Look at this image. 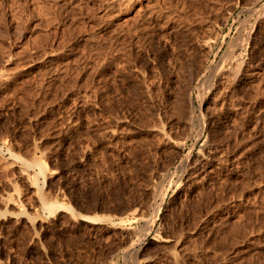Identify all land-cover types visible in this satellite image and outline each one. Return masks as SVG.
<instances>
[{
	"label": "rangeland",
	"instance_id": "rangeland-1",
	"mask_svg": "<svg viewBox=\"0 0 264 264\" xmlns=\"http://www.w3.org/2000/svg\"><path fill=\"white\" fill-rule=\"evenodd\" d=\"M255 1L0 0V264H264Z\"/></svg>",
	"mask_w": 264,
	"mask_h": 264
},
{
	"label": "bare ground",
	"instance_id": "bare-ground-1",
	"mask_svg": "<svg viewBox=\"0 0 264 264\" xmlns=\"http://www.w3.org/2000/svg\"><path fill=\"white\" fill-rule=\"evenodd\" d=\"M256 1H258V0H256ZM256 1H255V3H256ZM27 4V3H26ZM253 5H254V2H253ZM39 6H41V5H39ZM262 9H264V8H262ZM261 10V9H260ZM15 11V10H14ZM17 11V10H16ZM256 11V10H255ZM261 13H262V11H261ZM55 14V13H54ZM53 14V15H54ZM260 14V13H259ZM256 15H258V14H256ZM21 16V15H20ZM261 16V15H260ZM259 16V17H260ZM264 16V15H263ZM262 16V17H263ZM22 17V16H21ZM26 17V16H25ZM27 17H28V15H27ZM19 18V17H18ZM15 19V18H14ZM48 19V18H47ZM25 22V21H24ZM29 23V22H28ZM245 23V21L243 22V24ZM25 24V23H24ZM23 24V25H24ZM241 24H242V22H241ZM46 25V24H45ZM250 25V24H249ZM241 26V25H240ZM245 26V25H244ZM49 27V26H48ZM47 28V27H46ZM241 28V27H240ZM250 28V27H249ZM52 29V28H51ZM244 29L246 30L247 28H245L244 27ZM245 30H243V31H245ZM242 31V32H243ZM213 32H215V31H213ZM216 32H217V30H216ZM241 32V33H242ZM248 32V31H247ZM250 32V31H249ZM239 33V32H238ZM251 33V32H250ZM249 33V34H250ZM209 34H210V32H209ZM218 34V33H217ZM245 34H246V32H245ZM216 35V34H215ZM244 34L242 33V36H243ZM248 35V34H247ZM210 36H211V34H210ZM242 36L240 37L241 39H242ZM249 36V35H248ZM245 37V36H244ZM244 37H243V39H244ZM212 38H214L215 39V37L213 36ZM207 39H208V36H207ZM207 39H205V41H207ZM209 39H211V38H209ZM209 39H208V42H209ZM212 40V39H211ZM210 40V41H211ZM216 40V39H215ZM215 40L213 41V42H215ZM204 41V40H203ZM204 41V42H205ZM201 42H202V40H201ZM208 42H206V43H208ZM232 42V41H231ZM210 43V42H209ZM241 43V44H240ZM239 44H237L238 46L239 45H242L243 46V40H241V42H240ZM200 44H202V43H200ZM199 44V45H200ZM235 44V45H236ZM253 44V43H252ZM197 45V44H196ZM210 45V44H209ZM208 45V46H209ZM230 45H231V43H230ZM237 45H236V47H237ZM202 46V45H201ZM204 46V45H203ZM211 46V45H210ZM214 46V45H213ZM253 46V45H252ZM233 47H234V44H233ZM241 47V46H240ZM199 48V47H198ZM204 48H205V46H204ZM228 48H232V46L231 47H228ZM235 48V47H234ZM210 49H211V47H210ZM213 49V48H212ZM211 49V50H212ZM202 50H203V48H202ZM206 51H207V48L205 49ZM209 50V49H208ZM231 50V51H230ZM227 51V50H226ZM228 51L231 53H228V55L229 56H226V58L228 57H230V63L228 62V64H230L231 65V70L230 69H228V70H230L229 72H230V74L231 75H229V76H232L233 75V77H237V76H241V74H243V69H244V67H246V66H248L249 64H247L246 62H245V60L241 57L242 55H241V53H240V55H237V52H235L234 51V49L232 50V49H228ZM211 52V51H210ZM250 52V51H249ZM191 53V52H190ZM243 53V52H242ZM192 54V53H191ZM188 55V54H187ZM187 57H189V56H187ZM225 59V58H224ZM224 59H223V61H224ZM249 59V58H248ZM227 60V59H226ZM221 62V61H220ZM227 62V61H226ZM221 63H224V62H221ZM217 64V63H216ZM230 65H228V66H230ZM219 66V65H218ZM224 67L223 66V64L221 65L220 64V66L219 67ZM221 67V68H222ZM215 68H216V66H215ZM215 68L213 69V70H215ZM221 68H219L221 71L223 70V69H221ZM229 68V67H228ZM220 70H219V72H220ZM224 71H225V69H224ZM211 72V71H210ZM209 72V73H210ZM229 72L227 71L226 73H228L229 74ZM213 73V75H214V73L215 72H212ZM211 73V74H212ZM217 73H218V71H217ZM216 73V74H217ZM221 73V72H220ZM225 72H223V74H224ZM260 73V72H259ZM258 73V74H259ZM210 74V75H211ZM227 74V75H228ZM262 74V73H261ZM204 75V74H203ZM213 75H211V78L209 79L208 77L209 76H207V78H205V79H209V81L210 80H212V77H214ZM221 75V74H220ZM254 75V74H253ZM232 77V78H233ZM260 80V79H259ZM202 81H204V80H202ZM179 82V81H178ZM211 82V81H210ZM254 82V81H253ZM258 82V81H257ZM256 82V83H257ZM205 83H207L208 85L210 84L211 85V83H208V81H206L205 80ZM204 84V83H203ZM251 84V83H250ZM260 84V83H259ZM258 88V87H257ZM181 97V96H180ZM181 98H179V100H180ZM182 100V99H181ZM186 100V99H185ZM185 102H187V101H185ZM188 103V102H187ZM181 104H182V101H181ZM183 104H184V102H183ZM190 105V104H189ZM188 106V105H187ZM186 106V107H187ZM184 107V106H183ZM186 107H185V109H186ZM189 108V107H188ZM201 108V107H200ZM189 110H190V108H189ZM190 112V111H189ZM197 113V112H196ZM193 114V113H192ZM190 115H191V112H190ZM189 115V116H190ZM184 116V115H183ZM182 116V117H183ZM188 117V116H187ZM185 118V117H184ZM198 118V117H197ZM188 119H189V117H188ZM186 120V119H185ZM193 120H194V118H193ZM179 121V120H178ZM190 121H191V118H190ZM189 121V122H190ZM179 123V122H178ZM191 125H192V122L190 123ZM188 125V124H187ZM179 126V125H178ZM190 126V125H189ZM193 126H194V124H193ZM160 127V126H159ZM158 127V128H159ZM174 127V126H173ZM184 127V126H183ZM191 127V126H190ZM202 127V126H201ZM154 128V127H153ZM152 128V129H153ZM162 128H163V125H162ZM169 128V127H168ZM180 128V127H179ZM189 129H191V128H189ZM156 130V129H155ZM162 130H164V129H161V132H162ZM192 130H193V127H192ZM195 130V129H194ZM201 130V129H200ZM165 131H167V130H165ZM168 132V131H167ZM170 132V131H169ZM154 133V132H153ZM157 133V132H156ZM162 133H164V131L162 132ZM166 133V132H165ZM165 133L163 134V135H165ZM171 134V133H170ZM170 134H168V135H170ZM201 134L202 133H200V135L199 136H201ZM168 135H166V136H168ZM155 136H158V135H155ZM196 136V135H195ZM160 138V137H159ZM172 138V137H171ZM168 139V138H167ZM175 139V138H174ZM181 139H183V138H181ZM196 140V139H195ZM184 141V140H183ZM168 142H169V140H168ZM196 142V141H195ZM178 143V142H177ZM180 143V142H179ZM207 143V142H206ZM183 144V143H182ZM170 146V145H169ZM168 147V146H167ZM203 147V146H202ZM180 151V150H179ZM15 155V154H14ZM19 156L20 157V155L19 154H16V156ZM21 158V157H20ZM202 158V157H201ZM200 158V159H201ZM22 160H23V158H22ZM29 162V161H28ZM35 162H36V164H38V166L40 167V169H41V173L44 171V170H46L47 169V166H46V164L43 162V161H36L35 160ZM186 162H187V160H186ZM206 163V162H205ZM26 164V163H25ZM30 163H27L26 165H29ZM31 165V164H30ZM182 165V164H181ZM185 165V164H184ZM189 165V164H188ZM207 165V164H206ZM28 167V166H27ZM30 167V166H29ZM184 169V168H183ZM158 176H159V174H158ZM160 178V177H159ZM44 180V179H43ZM38 181H37V179H36V183H37ZM45 182H46V180H44V183L43 184H45ZM34 183V182H33ZM159 183V182H158ZM35 184V183H34ZM161 184V183H160ZM160 186V185H159ZM41 189H43L42 187H40ZM153 188V187H152ZM160 188V187H159ZM158 188V190H161V188L159 189ZM154 190V189H153ZM151 193H152V191H151ZM154 193V192H153ZM159 194V193H158ZM153 200V199H152ZM41 203H42V205H43V207L44 208H46L45 210H48L51 214H54V213H56L58 210H65L66 211V209H69V210H72V208L70 207V206H67V204L66 205H64L63 203H59V202H57V201H50V200H48V199H46V198H44L43 197V200L41 199ZM72 212H74L75 213V211L74 210H72ZM8 213V211L7 210H0V218L2 217V216H6V214ZM49 214V213H48ZM78 215V214H77ZM80 215V214H79ZM78 215V216H79ZM83 219H86V220H89L90 222H93V223H111V224H113V225H116V224H120L121 222H123V220H121V221H119V222H115V221H113V219H111L110 218V216L109 217H107V215L106 216H102V215H93V216H85V215H80ZM144 232V231H143ZM146 236V235H145ZM140 237V236H139ZM142 238V237H141ZM144 238V237H143ZM142 238V239H143ZM140 241H143V240H141L140 239ZM139 242V240L138 241H136V242H134L133 243V247H135V245L137 244ZM125 254V253H124Z\"/></svg>",
	"mask_w": 264,
	"mask_h": 264
},
{
	"label": "trees",
	"instance_id": "trees-1",
	"mask_svg": "<svg viewBox=\"0 0 264 264\" xmlns=\"http://www.w3.org/2000/svg\"><path fill=\"white\" fill-rule=\"evenodd\" d=\"M49 233L47 231H43L42 232V240L47 243V237H48Z\"/></svg>",
	"mask_w": 264,
	"mask_h": 264
}]
</instances>
